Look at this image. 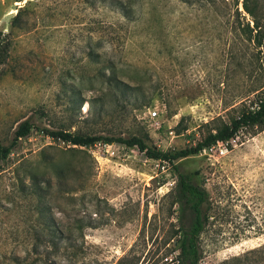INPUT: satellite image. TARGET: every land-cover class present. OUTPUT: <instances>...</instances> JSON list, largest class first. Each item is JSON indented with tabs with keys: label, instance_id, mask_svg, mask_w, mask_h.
Returning <instances> with one entry per match:
<instances>
[{
	"label": "rangeland",
	"instance_id": "rangeland-1",
	"mask_svg": "<svg viewBox=\"0 0 264 264\" xmlns=\"http://www.w3.org/2000/svg\"><path fill=\"white\" fill-rule=\"evenodd\" d=\"M137 1L147 15L136 24L110 0H0V145L29 120L94 136L148 135L173 154L254 99L245 94L264 84V52L243 35L254 22L242 4L239 21L178 0ZM116 75L140 88L116 97L107 84ZM229 142L217 160L177 161L212 202L201 264H264L258 254L238 260L264 245V130ZM176 180L172 166L136 147H79L35 131L0 160V264H178Z\"/></svg>",
	"mask_w": 264,
	"mask_h": 264
},
{
	"label": "trees",
	"instance_id": "trees-1",
	"mask_svg": "<svg viewBox=\"0 0 264 264\" xmlns=\"http://www.w3.org/2000/svg\"><path fill=\"white\" fill-rule=\"evenodd\" d=\"M189 8H198L217 16L227 15L234 20H242L243 12L240 10L242 4L244 12L247 13L254 25L246 22L242 27L246 40L253 43L256 48L264 52V5L263 0H178ZM111 4L129 23H139L146 18L147 12L143 6L139 7L137 0H110ZM225 7V9H223ZM238 28H234L236 31ZM6 36L0 32V71L3 64V53L6 51ZM109 88L116 97L126 100L128 91L139 89L137 84L131 85L117 75L108 77ZM260 88L246 92V97L254 96L253 100L244 101L245 104L240 114L229 124L216 130L215 133L207 136L196 146L181 150L176 153L161 151L149 144V136H133L130 138L103 137L88 134H79L60 129H49L36 127L31 121L26 120L20 123L14 131L13 139L9 145H0V160H6L13 154L20 142L29 138L33 132L37 131L43 136L54 140H60L79 147H91L97 143L112 145L119 143L129 148H138L148 159L166 163L174 168L177 180L173 189L174 203L178 205L180 226L176 231L179 236L177 241V263L178 264H201L202 253L199 245L201 235L206 231L212 217V202L210 194L205 185L196 182L195 175L184 174L179 170L177 161L199 155L200 152L218 141L229 142L235 139L242 131L264 130V84ZM261 90V91H260ZM180 216V217H181ZM59 232V230H57ZM258 254L260 261H264V245L259 249H254L246 253L238 260L251 262L249 256Z\"/></svg>",
	"mask_w": 264,
	"mask_h": 264
},
{
	"label": "built area",
	"instance_id": "built-area-1",
	"mask_svg": "<svg viewBox=\"0 0 264 264\" xmlns=\"http://www.w3.org/2000/svg\"><path fill=\"white\" fill-rule=\"evenodd\" d=\"M150 115H151V119L155 121L154 123L155 131L159 132V130L161 129V123L157 121L159 118L158 112L156 111L150 112ZM229 146H230V142L218 141L216 144L204 148L200 152V155L209 157V160L212 159L217 160L218 158H221L229 153L230 151Z\"/></svg>",
	"mask_w": 264,
	"mask_h": 264
},
{
	"label": "water",
	"instance_id": "water-1",
	"mask_svg": "<svg viewBox=\"0 0 264 264\" xmlns=\"http://www.w3.org/2000/svg\"><path fill=\"white\" fill-rule=\"evenodd\" d=\"M243 8V7H242Z\"/></svg>",
	"mask_w": 264,
	"mask_h": 264
}]
</instances>
